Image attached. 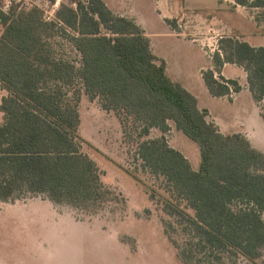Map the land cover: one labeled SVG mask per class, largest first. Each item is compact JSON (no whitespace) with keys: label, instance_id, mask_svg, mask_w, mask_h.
<instances>
[{"label":"trees","instance_id":"16d2710c","mask_svg":"<svg viewBox=\"0 0 264 264\" xmlns=\"http://www.w3.org/2000/svg\"><path fill=\"white\" fill-rule=\"evenodd\" d=\"M76 3V6H73ZM264 8V0H235ZM56 21L39 7L0 14V86L7 91L0 110V200L43 195L55 203L102 209L119 198L107 185L96 160L83 150L80 133L83 93L99 99L118 116L125 139L137 144L142 166L162 179L152 190L164 202L173 231L169 237L184 262L223 264L226 254L255 261L264 248V152L241 132L224 133L208 119L198 98L171 79L165 60L151 49L135 19L116 14L104 0L62 3ZM63 36L77 56H70ZM225 63L247 72L254 100L264 101V46L236 36L219 39L213 68L203 71L215 96L241 90L239 81L221 75ZM218 73V75H217ZM264 119V109L261 110ZM177 129L196 141V169L165 135ZM163 134L148 137L152 128Z\"/></svg>","mask_w":264,"mask_h":264},{"label":"rangeland","instance_id":"374dc122","mask_svg":"<svg viewBox=\"0 0 264 264\" xmlns=\"http://www.w3.org/2000/svg\"><path fill=\"white\" fill-rule=\"evenodd\" d=\"M56 1L28 0L29 3H25L21 9L41 4L44 9L39 8L44 14H50L46 10L51 11ZM58 1L59 8L62 3H70V0ZM104 1L116 14L135 15L155 44L161 40L165 49H171L164 39H172L170 30L178 26V18L173 16V19L168 20V25L164 15H175L179 10V2L183 3V0H164L162 12H159L154 0ZM201 1L205 4H198ZM185 5L190 8L198 5L207 7L201 10L203 14L214 12L217 18L231 27L227 29L234 28L236 34L247 31L264 34V8H249L251 19H248L246 9L234 10L219 0H186ZM193 17L187 12L180 21L190 33L199 24ZM3 30L0 22V36ZM225 30L221 31L223 35L228 33ZM257 39L258 43L264 44V35H258ZM56 40L63 44L62 48L70 56H77L67 39L58 36ZM183 48L185 52L194 50L203 55L192 41L184 42ZM202 84L206 86L204 80ZM245 95L243 93V116L228 106H220V101L214 100L211 104L217 111L218 120H226L224 127L243 129L241 133L250 138L253 146L264 152V120L259 114L264 109V101L258 112L252 97L248 99ZM202 100H205L203 96ZM79 110V130L89 141L83 144V150L96 160L104 182L116 190L119 198L108 202L102 209H84L58 203L48 207L39 203L25 204V200H0V264H194L180 259L177 247L169 237L171 233L182 243L186 234L178 224L177 231L169 228L165 222L172 218L164 211L162 198L158 193L156 198L151 196L153 188L163 192L160 187L162 179L142 166L136 154L137 144L125 139L116 113L104 109L98 98L91 100L86 93L82 95ZM159 133L160 130L155 128L148 137L160 136ZM169 140L171 145H178L187 153L194 168L199 167L201 151L196 141L183 131L178 132L176 127L169 132ZM223 264H264V248L262 255L255 261L230 253L225 255Z\"/></svg>","mask_w":264,"mask_h":264},{"label":"crops","instance_id":"0c3cea01","mask_svg":"<svg viewBox=\"0 0 264 264\" xmlns=\"http://www.w3.org/2000/svg\"><path fill=\"white\" fill-rule=\"evenodd\" d=\"M156 5L158 6L159 12H162L161 5L163 4L164 0H154ZM185 1L183 0V3L179 2V10L176 12L175 15H169L165 16L164 19L166 20L167 24L170 25L169 19H173V16H176L178 18V26L177 27H171L170 34L169 36L172 37L170 40H165L168 41V46L171 49H165V44L163 41L157 40V43L155 44L153 41V38L147 33V30L145 26L140 23V21L137 19L135 15L132 13L128 16L136 20L137 23H139L145 30V33L149 36L150 42H151V49L152 51L157 55L159 60H165L166 62V71L167 74L171 77L172 80L181 83L184 87H186L188 90H190L193 94H195L198 98V103L200 108H206L208 110V119L212 120L216 123V125L219 127V129L224 132V133H233V132H243V129L240 130L234 126H226L224 127V124L226 123L225 119L223 122L218 120L219 116L216 115V110L214 106L211 104L214 100L220 101V106L224 107H229L232 110H236V112H240L243 116V93H245L246 97L254 100L251 90L249 89V84H248V78H247V72L245 69L236 64V63H225V65L221 69V75L226 77V78H232L236 79L239 81L240 85L242 86V89L239 92L232 93L231 95H225V96H215L213 95L210 91L209 88L207 87L204 77H203V71L208 69V68H213V54L219 50V39L223 36H236L240 39L243 38V40L249 41L252 45L255 46H264V44L258 43L259 39H257L258 35H264L263 33H259L257 31H247L244 33H238L236 34V30L234 28L232 29H227L231 28L228 27V24L224 23L221 18H217L215 13H208L203 14L201 10H203L204 7L203 5H198L197 7L194 6L193 8L187 7L185 5ZM221 4L227 3L231 6L232 9L237 10L239 8H244L246 11L249 13V8L242 6V5H235V0H219ZM198 4H205L202 1L199 2ZM222 7H219L218 9H221ZM255 8H252V10ZM187 12L191 13L194 18V20H197L199 22L198 26H196V30L192 33H190L183 24L180 23L182 19H184V16L187 14ZM251 12L248 15V19H251ZM123 15V14H119ZM226 29V30H225ZM258 30V28H255ZM225 30L226 33L223 35L221 31ZM234 32V33H230ZM194 38H191V36H194ZM243 36V37H241ZM186 41H192L196 47L200 49V51L203 53V55L198 54L194 50L191 52L187 50V52L184 51L183 44ZM158 43L160 45H158ZM193 49V46H190ZM188 49V47L186 46ZM216 49V50H215ZM173 53L174 55H177L176 57H173L171 55ZM218 75V73H217ZM204 80L205 87L202 84V80ZM7 93L5 89H3L0 86V97H2ZM205 98V100H202ZM251 101V100H250ZM1 103V101H0ZM254 105L257 108L259 112V104L254 100ZM1 111V110H0ZM261 115V113L259 112ZM1 115V120L0 123L3 119V112H0ZM222 118V115H220ZM262 117V116H261ZM263 118V117H262ZM264 120V119H263ZM171 129L165 133V135L169 140V132H172V130L176 127L175 123L171 120ZM155 128H152L151 131H154ZM159 129V128H158ZM160 130V129H159ZM179 132L180 130L177 129ZM182 131V130H181ZM163 132L160 130L159 135H162ZM158 136V135H155ZM250 137V136H249ZM250 139V138H249ZM176 147L177 149L181 150L188 158L189 156L187 153L183 151V149L178 146V145H172ZM190 160V158H189ZM191 161V160H190ZM28 199V200H27ZM26 201L24 202L25 204L32 203V204H42V205H48V207L51 204H56L49 198L43 196V195H34V196H29L25 197L22 199H17V201ZM28 201V202H27ZM30 201V202H29ZM12 205H16L14 202H11ZM45 259V258H43ZM44 261H47L46 259ZM44 264V262H42ZM45 264H51V262H46ZM52 264H57V263H52Z\"/></svg>","mask_w":264,"mask_h":264},{"label":"built area","instance_id":"2783aa9c","mask_svg":"<svg viewBox=\"0 0 264 264\" xmlns=\"http://www.w3.org/2000/svg\"><path fill=\"white\" fill-rule=\"evenodd\" d=\"M29 3L28 0H0V14H9L11 11L17 7L21 9V7L25 4ZM41 7V4H32L31 7ZM53 9L51 11L46 10V12H49L50 14L46 13L44 14V19L46 21H56L57 20V9H59V1L57 0L53 4ZM42 8V7H41ZM44 9V8H42ZM216 50V49H215Z\"/></svg>","mask_w":264,"mask_h":264}]
</instances>
